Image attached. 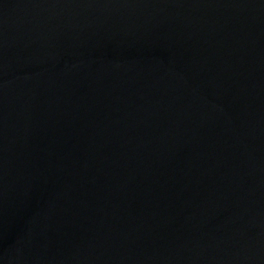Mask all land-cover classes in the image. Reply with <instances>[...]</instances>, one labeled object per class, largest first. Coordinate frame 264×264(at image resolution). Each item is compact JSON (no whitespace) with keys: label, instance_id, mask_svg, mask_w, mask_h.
Returning <instances> with one entry per match:
<instances>
[{"label":"water","instance_id":"1","mask_svg":"<svg viewBox=\"0 0 264 264\" xmlns=\"http://www.w3.org/2000/svg\"><path fill=\"white\" fill-rule=\"evenodd\" d=\"M0 264H264V0H0Z\"/></svg>","mask_w":264,"mask_h":264}]
</instances>
